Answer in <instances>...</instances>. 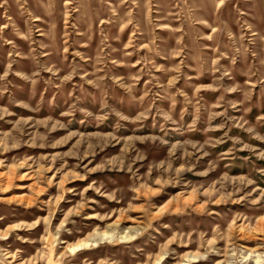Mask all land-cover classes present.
Returning a JSON list of instances; mask_svg holds the SVG:
<instances>
[{"label": "rangeland", "instance_id": "obj_1", "mask_svg": "<svg viewBox=\"0 0 264 264\" xmlns=\"http://www.w3.org/2000/svg\"><path fill=\"white\" fill-rule=\"evenodd\" d=\"M0 264H264V0H0Z\"/></svg>", "mask_w": 264, "mask_h": 264}]
</instances>
